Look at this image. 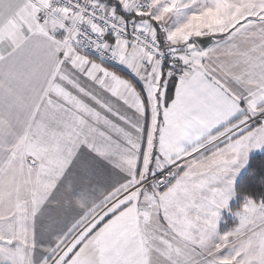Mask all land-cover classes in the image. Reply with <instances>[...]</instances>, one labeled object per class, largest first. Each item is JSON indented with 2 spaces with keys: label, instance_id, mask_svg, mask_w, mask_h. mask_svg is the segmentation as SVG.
<instances>
[{
  "label": "snow or ice",
  "instance_id": "obj_1",
  "mask_svg": "<svg viewBox=\"0 0 264 264\" xmlns=\"http://www.w3.org/2000/svg\"><path fill=\"white\" fill-rule=\"evenodd\" d=\"M0 264H264V0H0Z\"/></svg>",
  "mask_w": 264,
  "mask_h": 264
}]
</instances>
